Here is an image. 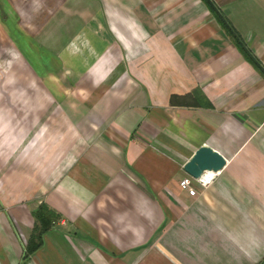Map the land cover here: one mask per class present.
Here are the masks:
<instances>
[{
  "label": "crops",
  "instance_id": "crops-1",
  "mask_svg": "<svg viewBox=\"0 0 264 264\" xmlns=\"http://www.w3.org/2000/svg\"><path fill=\"white\" fill-rule=\"evenodd\" d=\"M209 2L264 69V0ZM0 40V264L40 202L24 264H264V77L204 0H0Z\"/></svg>",
  "mask_w": 264,
  "mask_h": 264
},
{
  "label": "trees",
  "instance_id": "trees-1",
  "mask_svg": "<svg viewBox=\"0 0 264 264\" xmlns=\"http://www.w3.org/2000/svg\"><path fill=\"white\" fill-rule=\"evenodd\" d=\"M204 1L208 4L209 8L212 10L215 17L218 19L223 31L231 39L234 46L239 50V52L244 56V58L248 60L256 68V70L264 77V69L259 65L257 60L247 50L240 37L236 34V32L232 29V27L223 19V17L219 15V13L210 4L209 0H204ZM31 214L34 223L30 235L24 244V250L20 258L19 264H24L27 257L37 249V247L41 243V236L44 233V231H46L48 227L52 223H54L59 217V214L55 213L52 209H50L46 204L42 202H40L36 207H34L31 210Z\"/></svg>",
  "mask_w": 264,
  "mask_h": 264
},
{
  "label": "water",
  "instance_id": "water-1",
  "mask_svg": "<svg viewBox=\"0 0 264 264\" xmlns=\"http://www.w3.org/2000/svg\"><path fill=\"white\" fill-rule=\"evenodd\" d=\"M224 158L206 144L200 145L183 163L182 170L197 179L206 172L218 171L224 164Z\"/></svg>",
  "mask_w": 264,
  "mask_h": 264
},
{
  "label": "built area",
  "instance_id": "built-area-1",
  "mask_svg": "<svg viewBox=\"0 0 264 264\" xmlns=\"http://www.w3.org/2000/svg\"><path fill=\"white\" fill-rule=\"evenodd\" d=\"M214 172H204L200 177L194 179L189 175L185 174L178 182V185L182 189H186L190 194L194 193V190L190 187L191 180L197 182L200 186H205L207 183L210 182Z\"/></svg>",
  "mask_w": 264,
  "mask_h": 264
},
{
  "label": "rangeland",
  "instance_id": "rangeland-1",
  "mask_svg": "<svg viewBox=\"0 0 264 264\" xmlns=\"http://www.w3.org/2000/svg\"><path fill=\"white\" fill-rule=\"evenodd\" d=\"M22 36V35H21ZM24 39V42L23 41H21V40H19V41H17L18 42V44H19V46L21 47V49H23V51H24V54L26 55L25 57H27L28 59H30L31 61H32V63L34 64V65H36V63L33 61V59H34V57H33V55H32V53H31V51H30V48L28 47V49L26 48V47H24V44H27L28 45V39H26L24 36H22ZM0 41H2V40H0ZM7 41H9L8 39H7ZM9 42H11V41H9ZM29 46V45H28ZM4 58H5V55H3V54H1L0 53V63H3L4 62ZM1 66V65H0ZM1 73L3 72V69H1V71H0Z\"/></svg>",
  "mask_w": 264,
  "mask_h": 264
}]
</instances>
